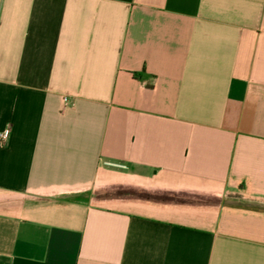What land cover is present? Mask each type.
Returning a JSON list of instances; mask_svg holds the SVG:
<instances>
[{"label":"crops","instance_id":"0c3cea01","mask_svg":"<svg viewBox=\"0 0 264 264\" xmlns=\"http://www.w3.org/2000/svg\"><path fill=\"white\" fill-rule=\"evenodd\" d=\"M0 264H264V0H0Z\"/></svg>","mask_w":264,"mask_h":264},{"label":"built area","instance_id":"2783aa9c","mask_svg":"<svg viewBox=\"0 0 264 264\" xmlns=\"http://www.w3.org/2000/svg\"><path fill=\"white\" fill-rule=\"evenodd\" d=\"M8 136H9V129H6L3 131V133L0 134V141L7 140Z\"/></svg>","mask_w":264,"mask_h":264}]
</instances>
